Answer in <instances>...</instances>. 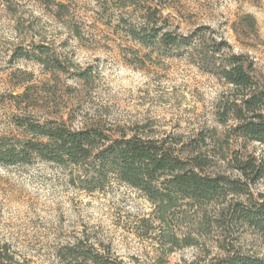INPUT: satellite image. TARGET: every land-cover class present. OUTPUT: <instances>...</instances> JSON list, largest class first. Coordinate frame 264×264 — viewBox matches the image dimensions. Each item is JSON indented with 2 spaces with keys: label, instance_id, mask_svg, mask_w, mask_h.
<instances>
[{
  "label": "rangeland",
  "instance_id": "1",
  "mask_svg": "<svg viewBox=\"0 0 264 264\" xmlns=\"http://www.w3.org/2000/svg\"><path fill=\"white\" fill-rule=\"evenodd\" d=\"M63 4V6H58ZM167 29L188 34L209 26L264 74V0H144ZM131 11L132 8H129ZM255 20V33L246 19ZM131 18L109 0H0V136L23 137L17 119L61 117L75 128L100 124L111 132L199 144L210 172L232 177L224 158L238 152L264 164V144L227 135L218 106L229 86L184 57L144 47L127 33ZM57 57L65 70L17 57L20 49ZM80 171L35 158L0 164V264H60L62 246L80 239L126 264H190L219 254L221 231L198 227L195 208L175 207L160 219L140 190L109 177L83 188ZM264 194V174L251 186ZM186 238L196 240L187 245ZM243 250L264 254L245 233Z\"/></svg>",
  "mask_w": 264,
  "mask_h": 264
},
{
  "label": "trees",
  "instance_id": "2",
  "mask_svg": "<svg viewBox=\"0 0 264 264\" xmlns=\"http://www.w3.org/2000/svg\"><path fill=\"white\" fill-rule=\"evenodd\" d=\"M109 1L131 18L127 33L133 40L184 57L222 79L229 89L220 100L218 119L224 125L230 122L227 135L264 144V74L248 54L234 52L209 26H198L188 34L167 29L159 22L163 19L167 24L161 10L142 4L144 0ZM243 18L247 32L254 34V18L248 14ZM37 48L39 53L32 54L20 49L17 57H32L46 69H66L57 57H43L47 48ZM17 120L24 136H0V164H29L38 158L71 165L80 171L83 188L89 191L103 187L113 175L142 191L155 204L160 219L186 205L196 209L200 230L215 227L221 231L216 246L220 253L209 259L198 256L190 264H264V254L249 253L240 243L249 232L264 247V194L251 190L263 176L264 164L253 155L235 152L224 158L237 173L232 177L210 172L212 160L199 144L177 148L178 142L167 137L114 133L100 124L75 128L61 117L22 116ZM185 241L196 243L193 238ZM56 256L60 264H126L80 239L59 248Z\"/></svg>",
  "mask_w": 264,
  "mask_h": 264
}]
</instances>
